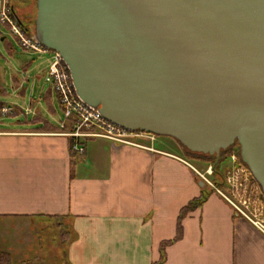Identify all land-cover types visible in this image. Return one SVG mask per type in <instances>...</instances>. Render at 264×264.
Listing matches in <instances>:
<instances>
[{
	"label": "water",
	"instance_id": "obj_1",
	"mask_svg": "<svg viewBox=\"0 0 264 264\" xmlns=\"http://www.w3.org/2000/svg\"><path fill=\"white\" fill-rule=\"evenodd\" d=\"M35 1L84 103L191 153L238 142L264 194V0Z\"/></svg>",
	"mask_w": 264,
	"mask_h": 264
},
{
	"label": "crops",
	"instance_id": "obj_2",
	"mask_svg": "<svg viewBox=\"0 0 264 264\" xmlns=\"http://www.w3.org/2000/svg\"><path fill=\"white\" fill-rule=\"evenodd\" d=\"M52 94L53 88L40 98L46 103L50 95V111ZM1 120L0 251L13 259L156 264L162 244L177 237L181 210L206 191L182 221L181 239L166 247L163 264H264V235L201 186L199 171L177 149L156 140L139 142L142 148L89 138L73 157L60 130ZM64 231L69 240H60L61 250L56 239Z\"/></svg>",
	"mask_w": 264,
	"mask_h": 264
},
{
	"label": "rangeland",
	"instance_id": "obj_3",
	"mask_svg": "<svg viewBox=\"0 0 264 264\" xmlns=\"http://www.w3.org/2000/svg\"><path fill=\"white\" fill-rule=\"evenodd\" d=\"M6 1L7 9H9L10 6L13 7L16 12V16L20 17L23 22L25 21L24 23L27 24L29 28H31V31H33V23L35 28L36 1ZM29 15L31 16V19ZM52 60L53 53L47 52L39 54L23 50L19 45L17 38L11 32L10 27L0 23V90L2 91V94H0V104L9 106L13 110V113L8 114L7 116L0 115V119H2L1 121L3 124L13 126L23 124L30 125L32 121L38 118L39 115H36V113L39 109V117H43L53 126H57L61 121L64 120V113L59 104L57 94L54 90V95L52 94L53 109L51 111L49 110L47 104L44 103L43 99H40L42 97V94H45L52 88L51 80L47 75V70ZM25 64L29 66L27 70L23 69V66ZM19 122H22L23 124H20ZM36 125L40 126L41 124ZM159 143L166 144L172 151H175L177 149L183 155L190 156L191 158L189 159V161L192 166L195 167L199 171V173L206 177L207 180L211 183H204L206 184L208 190L217 192V190L219 189L226 195H233V193L231 192L232 189L226 183V181L228 179L229 173H231L232 169L234 168V164L232 163L231 158L233 155H237V150L234 149L235 152L230 157H228L227 160L221 165L220 174H215V172L212 171V174L208 175L210 168H213V166L203 161L206 158V155L190 153L188 150H186V148H183V146L176 139L169 136L156 135V144ZM55 227L56 226H51L50 229L54 230ZM53 236L54 235L49 236V244L52 243L51 240ZM59 238L60 236H58L56 240L60 249L63 250L64 247L61 246L60 240L65 242L66 238ZM49 244H45V247ZM57 253V255L59 256L61 251L59 250ZM32 258V254L29 256V258L26 259L16 258L12 260L11 264L29 263L33 261ZM56 261L59 262L60 259H56L54 258V256L50 257L49 255L47 264H56ZM35 264H38V262H35Z\"/></svg>",
	"mask_w": 264,
	"mask_h": 264
},
{
	"label": "built area",
	"instance_id": "obj_4",
	"mask_svg": "<svg viewBox=\"0 0 264 264\" xmlns=\"http://www.w3.org/2000/svg\"><path fill=\"white\" fill-rule=\"evenodd\" d=\"M20 18L12 15V9H7V1L0 0V23L8 25L11 32L17 38L21 48L31 53H53V60L47 70L51 85L57 94L59 104L64 113V120L61 121L60 129L65 128L66 123H71L72 131H62L61 134L74 139L73 149L77 153H84L80 140L89 138H101L110 140L121 145H130L145 148L141 142H154L155 135L148 132L127 131L103 118L99 109L84 103L79 97L74 86L71 72L61 56L45 48L34 34H27L19 24ZM11 107L0 104V115L12 114ZM139 141V142H138ZM232 163L234 168L229 173L226 183L231 187L233 195H226L217 190L235 209L238 216L249 221L259 232L264 235V199L252 182L251 174L240 161L238 155H233ZM213 168H210L208 175H211ZM199 178L207 184H211L206 177L198 172ZM258 189V188H257ZM252 193H254L252 195Z\"/></svg>",
	"mask_w": 264,
	"mask_h": 264
},
{
	"label": "trees",
	"instance_id": "obj_5",
	"mask_svg": "<svg viewBox=\"0 0 264 264\" xmlns=\"http://www.w3.org/2000/svg\"><path fill=\"white\" fill-rule=\"evenodd\" d=\"M10 8H12V15H16V12H15L14 8L11 7V6H10ZM19 24H20V26L23 27V29L27 32V34H29V33L30 34H34V31H35L34 23H33V31H31V28H29V26L27 24L23 23V21H19ZM50 100H51L50 95H48V97L47 96L45 97V101H46L48 107L51 108V101ZM34 122H35V124H38V125L41 124L40 129H42V130H47L49 127H50V129L60 130L61 132L62 131H72L73 130L72 124L70 122L69 123H66L65 124V128H63V129H60L59 126L50 125L47 121L42 120L40 118H36L34 121H32V123H34ZM87 140L88 139H82V140H80V145L82 147H85V143H86ZM69 142H70V151H71V154H72L73 157H76L77 156V154H76L77 152H75L74 149H73L74 139L69 138ZM183 148H185V147L183 146ZM234 149L237 150L236 153L239 156V158L241 159V148H240L239 143L236 142L228 150L222 152L220 158H217L215 156L213 158L210 157V156H205L206 158L203 161L205 163L213 166V168H214L213 170H214L215 174H220L221 165L227 160L228 157H230L235 152ZM186 157H187V159H190L191 158L188 155H186ZM241 162H242V159H241ZM242 164L245 166V168L247 169V171L251 174L248 166L245 165L243 162H242ZM251 179H252V182H253L256 190H257V193L260 194L261 197L264 199V194L262 192L261 186L253 178L252 174H251ZM206 187L207 186L205 184V188ZM253 194L254 193H252V195ZM206 198H207V194H206V191H204V193H202V196L201 197L193 200L192 202H190L186 207H184L181 210L180 215H179V218H178V224H177V237H176V239L174 241H170V242H166V243H163L162 244V246H161V259L156 264H163V262L165 260V249H166V247L168 245H171L175 241H179L181 239V237H182V221L187 217V215L189 213H191L192 211L196 210L200 205H202L204 203V201L206 200ZM61 237H65L66 238L65 239V242H66L69 239V234L66 231H64L62 233V236ZM12 260H13V258H12V255L10 253L0 251V264H11L12 263ZM28 264H31V263H28Z\"/></svg>",
	"mask_w": 264,
	"mask_h": 264
},
{
	"label": "flooded vegetation",
	"instance_id": "obj_6",
	"mask_svg": "<svg viewBox=\"0 0 264 264\" xmlns=\"http://www.w3.org/2000/svg\"><path fill=\"white\" fill-rule=\"evenodd\" d=\"M29 17H30V19H31V16H30V15H29ZM26 18H27V16H26ZM20 20H21V19H20ZM25 20H26V19H25ZM21 21H22V20H21ZM24 22H25V21H24ZM24 22H23V23H24Z\"/></svg>",
	"mask_w": 264,
	"mask_h": 264
}]
</instances>
